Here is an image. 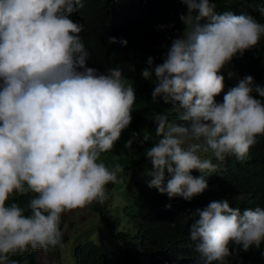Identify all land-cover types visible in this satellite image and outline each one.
Wrapping results in <instances>:
<instances>
[{"label": "clouds", "instance_id": "obj_1", "mask_svg": "<svg viewBox=\"0 0 264 264\" xmlns=\"http://www.w3.org/2000/svg\"><path fill=\"white\" fill-rule=\"evenodd\" d=\"M180 3L185 9L173 10L179 22L158 26L169 27L159 41L166 48L162 62L149 56L141 72L145 80L154 76L152 103L171 104L176 119L157 112L155 137L133 132L124 149L154 140L145 148L153 165L148 186L191 201L217 172L213 160L244 161L264 136V86L251 75L229 88L223 102L215 99L224 90L221 71L259 44L264 23L218 12L215 0ZM83 7L84 0H0V264L62 248V215L93 202L107 205L108 185L125 172L101 157L130 126L135 89L121 67H87L85 25L71 18ZM258 11L264 16V7ZM108 43L128 41L110 36ZM16 196H28L26 206ZM193 214L189 239L204 264H230L264 243V207L241 210L223 199Z\"/></svg>", "mask_w": 264, "mask_h": 264}, {"label": "trees", "instance_id": "obj_2", "mask_svg": "<svg viewBox=\"0 0 264 264\" xmlns=\"http://www.w3.org/2000/svg\"><path fill=\"white\" fill-rule=\"evenodd\" d=\"M215 3L218 12L249 14L264 23V16L258 11L264 7V0H215ZM185 7L180 0H84V7L71 17L85 25L81 36L90 53L87 67L105 72L110 67H121L125 78L135 89L137 99L132 110V122L124 130L123 138L116 143L114 150L105 153L109 157L123 154L133 157L131 162L124 165L129 179L141 172V168L142 172L150 171L153 165L145 152L136 155L134 144L132 151L124 149L126 139L133 132L144 129L145 123L151 125L155 137L153 119L157 112L168 113L169 121L176 119L174 113L168 112L171 104L163 101L158 105L152 103L154 76L153 80H145L141 72L148 66L149 56L154 57L157 64L162 62L166 48L159 41L169 27L158 30V26L179 22L173 10ZM110 36L126 39L127 46L109 44ZM128 64L135 66L134 73L128 71ZM220 74L225 80L223 92L215 97L218 103L223 102L228 89L236 86L245 76L251 75L255 84L264 86V37L255 48L245 51L243 56L234 57ZM253 95L260 99L258 94ZM207 181V190L191 201L181 197L170 199L167 194L145 185H141L136 193H130L131 190L127 189V197L117 194L124 201L121 207L123 215L133 225L137 221L132 232L119 228L121 221L118 217L103 216L108 210L106 203L93 202L86 206L102 216L113 242L99 238L77 244L73 250L74 264H204L189 239L190 226L196 219L193 212L198 208L203 209L212 201L223 199L241 210L264 207V136L258 137V143L251 148L244 161L234 156L227 157L218 164L217 172L207 177ZM13 199L26 206L29 197L16 196ZM168 204H171L170 209L166 207ZM76 210L62 215L61 230L69 214ZM67 240V234L63 233V243ZM37 253L29 251L23 255L17 254L12 259L18 260L19 264H42L37 259ZM262 253L264 243L259 249L253 247L248 252L240 251L237 259L229 258L230 264H264Z\"/></svg>", "mask_w": 264, "mask_h": 264}, {"label": "rangeland", "instance_id": "obj_3", "mask_svg": "<svg viewBox=\"0 0 264 264\" xmlns=\"http://www.w3.org/2000/svg\"><path fill=\"white\" fill-rule=\"evenodd\" d=\"M138 133L143 135H151L152 128L151 125H147L144 129L139 131ZM153 141H150L148 144H145L143 147L139 144L134 143L135 153L136 155L143 154L145 152V148L150 146ZM114 150V149H113ZM102 160L106 159V163L109 166H112L115 162H119L122 165H126L133 160V157L130 155L123 154L121 156L114 155L109 157V155L103 154L101 157ZM214 163H221L213 160ZM153 169L150 171H145L136 173V176L132 179H129L125 172L118 176V182L115 184H109L108 190L111 195L110 205L107 204L108 210L104 213V217H118L121 221L119 226L122 230H130L132 232L135 229L137 221H134V225L129 222L128 218L123 215L121 207L124 205V201L122 198L117 195L121 193L123 195H128L127 189H130V193H136L140 186L143 184L147 187L148 182L151 180V176L149 175ZM196 176L201 175V173L196 172ZM119 185L121 188L118 189ZM102 216L98 213L92 212L90 209L84 208L82 211L76 212L73 215L67 218V221L63 227L65 233L67 234L68 240L63 243L62 248H48V249H40L37 250V259L42 264H74L73 258V250L77 244L85 242L87 239L98 240L104 239L110 242H113V239L110 237L106 230L105 222L102 220ZM140 261H142L140 259Z\"/></svg>", "mask_w": 264, "mask_h": 264}]
</instances>
